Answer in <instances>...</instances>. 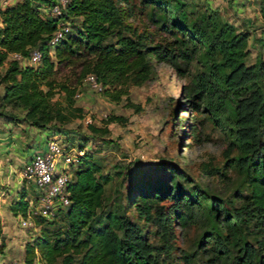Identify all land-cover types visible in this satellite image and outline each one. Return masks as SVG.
I'll return each instance as SVG.
<instances>
[{
  "label": "trees",
  "instance_id": "1",
  "mask_svg": "<svg viewBox=\"0 0 264 264\" xmlns=\"http://www.w3.org/2000/svg\"><path fill=\"white\" fill-rule=\"evenodd\" d=\"M55 2L14 0L0 7V85L5 89L0 117L27 121L41 129L66 125L83 110L75 94L89 74L99 77L104 86L101 92L120 101L129 94L131 84L150 78L152 56L181 69L202 54L205 70L198 76L202 94L211 104L218 99L225 111L230 108L234 140L226 156L247 177L246 188H240V204L211 197L212 228L204 234L199 250L200 257L206 252L209 258L202 264H264V59L247 62L250 33L224 21L209 0H143L151 6V18L162 10L163 27L175 35L150 42L145 31L125 22L132 12L119 0H70L62 17L73 30V21L78 18L80 22L75 32L53 46L50 41L60 19L45 9ZM260 7L264 11V0ZM114 34L116 41L110 40ZM35 49L42 52L40 62L22 64ZM16 52L23 60L11 57ZM5 105L24 113L20 116L4 109ZM106 119L126 121L115 114ZM89 126L99 130L94 124ZM80 150L83 154L70 184L71 203L53 218H33L40 232L26 244V264H35L36 258L43 264L58 260L62 264H169L162 253L175 248L172 221L178 217L189 224L203 204L204 192L195 187L193 194L186 192L178 181L169 187L155 183L135 187L140 196L134 198L135 204L156 224L164 240L162 245L155 244L125 209L106 207L102 167L94 154ZM28 193L23 184L12 205L16 214L28 216ZM169 197L175 200L174 208L158 205L159 199ZM61 213L68 220L65 227L57 225ZM3 233L0 214V238Z\"/></svg>",
  "mask_w": 264,
  "mask_h": 264
},
{
  "label": "rangeland",
  "instance_id": "2",
  "mask_svg": "<svg viewBox=\"0 0 264 264\" xmlns=\"http://www.w3.org/2000/svg\"><path fill=\"white\" fill-rule=\"evenodd\" d=\"M119 1L132 12V15L126 16L125 22L138 31H145L150 42L152 38L165 41L175 37L163 27L162 10H157L161 12L151 18V6L145 5L143 0ZM209 1L219 10L224 21L234 25L238 31L250 33L247 62L254 63L260 57L264 59V11L261 10L260 0ZM79 22L78 18L73 21L74 32ZM124 31L131 32L128 29ZM110 40L116 41V34ZM201 55L188 65H182L181 69L152 56L154 69L150 78L139 85L131 84L129 94L120 101L111 99L105 92L93 89L84 81L77 97V104L83 110L68 124L52 126L46 130L47 133L39 128L35 133L31 132L27 121H12L7 125L1 117L0 120H5L1 124L7 126L9 132H21L17 143L21 160L24 153L26 155L30 150L46 146L54 135L60 136L68 147L74 146L76 150L84 148L94 154L93 158L101 165V174L104 175L106 207L125 209L155 244L162 245L164 240L156 224L142 215L135 204L140 197L135 187L154 183L169 187L172 181H178L186 192L193 194V187L203 191V204L197 207L189 224L184 225L178 217L173 219L172 243L175 248L162 253L169 264H202L209 258L206 252L200 257L199 250H202L200 246L204 234L212 228L209 215L211 197L240 204V188H246L247 177L231 166L226 156V149L234 140L230 108L225 111V105L218 99L211 104V99L202 94L198 76L205 66ZM22 64H30V61L25 59ZM3 90L4 85H0V102ZM131 103L140 107L136 108ZM4 109L16 111L20 116L24 113L14 106L5 105ZM113 114L123 116L126 121L106 119ZM90 123L99 130L92 131ZM33 142V146L28 148ZM236 153L237 150L233 154ZM29 161L23 164L21 161V173ZM213 168H220L221 172L214 173ZM21 182L28 187L27 197L30 198L32 184L23 177ZM16 200L10 198L7 203H0L4 225L0 240V253L4 256L0 259L6 264L12 261L26 264V244L35 240L40 232L38 226L22 224L20 215L12 210ZM174 201L172 197L159 199L158 205L169 210L174 208ZM56 220L61 227L68 223L64 213ZM188 255H192L191 259L187 258ZM43 263L35 259V264ZM54 264L62 262L58 260Z\"/></svg>",
  "mask_w": 264,
  "mask_h": 264
},
{
  "label": "built area",
  "instance_id": "3",
  "mask_svg": "<svg viewBox=\"0 0 264 264\" xmlns=\"http://www.w3.org/2000/svg\"><path fill=\"white\" fill-rule=\"evenodd\" d=\"M14 0H0V7H5ZM70 0H56V2L46 11L51 12L60 20L58 27L52 35L51 44L56 46L66 38L73 30L72 24L62 16L67 9ZM13 58L23 60L22 54L16 52L11 55ZM42 58V52L35 49L29 57L30 63H38ZM85 81L90 86L101 92L103 84L99 77L91 73ZM80 96V91L75 97ZM83 150H76L74 146L68 147L67 143L60 139V136L51 137L44 150L37 152L22 170V177L33 186V193L30 197V207L28 216L20 214V219L24 225H32L36 215L53 218L61 208L67 207L71 203L70 184L73 181L74 168L78 166L80 155ZM10 264H20L12 261Z\"/></svg>",
  "mask_w": 264,
  "mask_h": 264
},
{
  "label": "crops",
  "instance_id": "4",
  "mask_svg": "<svg viewBox=\"0 0 264 264\" xmlns=\"http://www.w3.org/2000/svg\"><path fill=\"white\" fill-rule=\"evenodd\" d=\"M5 90V89H4ZM4 90L2 92V95L4 93ZM1 118V117H0ZM0 126H2V122L5 120H0ZM10 121H5V123L8 125ZM24 124H22L23 126ZM9 127V126H8ZM6 128V129H5ZM38 127L30 124V131L34 132L37 130ZM41 130V128H39ZM46 130L47 129H42ZM47 133V132H46ZM21 134V132H9L7 129V126L0 128V203L3 202L4 204L7 203V201L12 199H17L19 197V191L22 184V173L21 168L22 164L25 163V161H29L37 152L42 151L45 149L46 146L41 147L37 149L36 151H29L28 153H24V158H20L18 156L17 152V143H18V135ZM21 136V135H20ZM24 140V139H23ZM31 140V138H30ZM24 145L25 143L22 142ZM34 142L28 146V148H31L33 146ZM24 150V149H23ZM20 152V151H19ZM28 155V156H27ZM18 160H16L17 158ZM22 161V164H21ZM1 217L2 211L0 210ZM3 219V218H2ZM2 238H0L1 240ZM0 256L3 257L4 254L0 253ZM0 262H3L0 259Z\"/></svg>",
  "mask_w": 264,
  "mask_h": 264
}]
</instances>
